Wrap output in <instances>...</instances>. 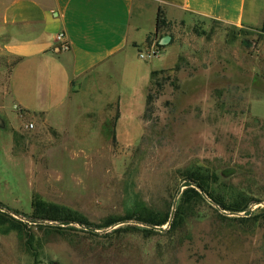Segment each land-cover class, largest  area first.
I'll use <instances>...</instances> for the list:
<instances>
[{"label":"rangeland","instance_id":"1","mask_svg":"<svg viewBox=\"0 0 264 264\" xmlns=\"http://www.w3.org/2000/svg\"><path fill=\"white\" fill-rule=\"evenodd\" d=\"M166 37L153 102L123 111L116 141L114 106L66 111L59 124L13 108L0 62V264H264V24L189 16L139 52ZM200 167L251 214L183 201L185 174ZM36 198L90 224L34 223Z\"/></svg>","mask_w":264,"mask_h":264},{"label":"crops","instance_id":"2","mask_svg":"<svg viewBox=\"0 0 264 264\" xmlns=\"http://www.w3.org/2000/svg\"><path fill=\"white\" fill-rule=\"evenodd\" d=\"M160 9L167 23L197 16L264 24V0H0V62L12 107L59 124L66 111L114 106L119 134L123 111L145 109L151 73L161 70L152 60L172 48L161 39L162 54L139 56Z\"/></svg>","mask_w":264,"mask_h":264},{"label":"trees","instance_id":"3","mask_svg":"<svg viewBox=\"0 0 264 264\" xmlns=\"http://www.w3.org/2000/svg\"><path fill=\"white\" fill-rule=\"evenodd\" d=\"M169 23L163 18V12L160 9L158 11V17H157V25H156V34L160 33L162 30H164ZM159 47H164L161 43H158ZM180 70L179 64H177L173 69H171L172 72H178ZM167 70L161 69V70H154L151 73V82L150 87L148 89L147 99H146V105H150L153 102V94L152 90L153 88L158 86L159 77L160 75L166 73ZM175 77V75H174ZM112 138L113 141H116V131L113 129L112 131ZM185 181H192V183L196 186L185 188L183 192V201L189 196V194L193 193L200 199H203L204 196L209 198L210 200L215 201L217 204L222 206L224 209L230 210L235 213H239L242 211H246V205L250 204L249 201L245 202H239L235 203L234 201H227L225 198L219 194H217L214 190V183L217 182V175L216 172L211 171L210 168L206 167H200L199 170L191 171L187 174H185ZM3 205L0 203V208ZM33 212L31 215H29L30 221L34 223H46V222H54V223H80L83 225L90 224L88 220L83 218L79 213L55 204L46 202L44 200H41L39 198H36L33 205ZM2 212L0 211V214ZM127 219H133L132 217H127L126 221H129ZM11 220L14 222H21L17 219L11 217ZM125 220V219H124ZM170 221V215H165L163 218H161L158 221H147L150 225H164ZM118 223V221H113L112 224ZM102 226H97V228H100Z\"/></svg>","mask_w":264,"mask_h":264},{"label":"built area","instance_id":"4","mask_svg":"<svg viewBox=\"0 0 264 264\" xmlns=\"http://www.w3.org/2000/svg\"><path fill=\"white\" fill-rule=\"evenodd\" d=\"M63 37V35H61ZM158 43H161L160 41ZM158 43L154 41L153 45L146 50L140 51L139 56L141 58H150V57H155L158 56L159 54H162V47L158 46ZM34 127L33 123H28L27 128L32 129Z\"/></svg>","mask_w":264,"mask_h":264},{"label":"water","instance_id":"5","mask_svg":"<svg viewBox=\"0 0 264 264\" xmlns=\"http://www.w3.org/2000/svg\"><path fill=\"white\" fill-rule=\"evenodd\" d=\"M168 41H169L168 37L163 39V43H168ZM189 187H194L195 188L196 186L192 183V181H184L182 183V188H189ZM251 212H252L251 210H247L245 212V216H249L251 214ZM64 224H69V223H64Z\"/></svg>","mask_w":264,"mask_h":264}]
</instances>
